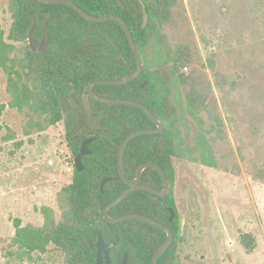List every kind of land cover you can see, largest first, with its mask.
Masks as SVG:
<instances>
[{
	"label": "trees",
	"instance_id": "obj_1",
	"mask_svg": "<svg viewBox=\"0 0 264 264\" xmlns=\"http://www.w3.org/2000/svg\"><path fill=\"white\" fill-rule=\"evenodd\" d=\"M68 1L92 16L120 17L131 29L143 61L141 76L124 86H95L93 90L100 97L140 102L164 123V134L138 137L128 145L124 169L127 178L134 180L141 165L155 163L166 173L172 190L165 199L134 192L113 208L110 216L141 214L167 225L174 235V243L160 264H167L170 259L174 262L177 219L173 224L168 223V208L176 213L174 158L231 172L216 158L213 145L228 138L223 130L226 122L221 105L232 98L237 80L229 70L218 65L215 52L203 60L197 38L191 35L193 29L185 21L183 0H143L149 15L145 29H142V7L136 0ZM8 12L12 25L7 37L4 32L0 34V71L7 76L8 106L29 118L25 135L30 136L33 129L43 132L64 123V145L73 159L85 140L99 138L90 146L94 156L84 159L86 171L75 172L72 183L59 192V217L50 207H43L41 226H23L21 221H15L12 242L17 247V257L35 264L37 256L53 249L62 257V264H95L92 244L100 229L104 236L116 232L124 237L135 226V231L145 233L150 239L145 261L152 264L167 234L142 222L111 225L104 217L105 210L129 185L123 180L109 183L102 192L101 183L106 178L120 176L119 153L125 139L132 133L154 130L157 126L140 109L93 100L94 116L108 115L104 121L106 133L94 132L84 112H76L69 123L66 121L56 92L61 89L66 97L75 94L76 101L81 102L91 83L132 75L137 70V60L124 29L113 21L89 22L71 8L43 5L38 0H9ZM47 13H50L47 23L50 45L44 53L36 54L30 49L28 36L38 23L35 39L39 41L43 37L41 19ZM198 29L200 40L208 47L207 36ZM185 115L199 126L193 143L188 142L191 129ZM207 122L210 129L205 127ZM10 139L14 135L7 140ZM22 146V142L16 145ZM141 183L156 190L164 188L160 174L152 168L144 171ZM243 245L249 249L247 244Z\"/></svg>",
	"mask_w": 264,
	"mask_h": 264
},
{
	"label": "rangeland",
	"instance_id": "obj_2",
	"mask_svg": "<svg viewBox=\"0 0 264 264\" xmlns=\"http://www.w3.org/2000/svg\"><path fill=\"white\" fill-rule=\"evenodd\" d=\"M183 1L199 54L206 60L215 52L218 65L231 72L238 86L221 105L228 138L213 145L216 158L231 172L175 159L182 231L189 240L190 225L197 222L196 264H264V0ZM8 7L9 0H0V34L5 36L12 25ZM9 101L7 76L0 71V264H31L16 255L14 224L41 226L42 207L61 215L57 199L69 181L62 151H68L62 124L26 136L29 118L11 109ZM185 118L191 129L188 142L193 143L199 126ZM205 127L210 129V122ZM188 256L181 255L183 260ZM36 259L35 264H62L53 249Z\"/></svg>",
	"mask_w": 264,
	"mask_h": 264
},
{
	"label": "water",
	"instance_id": "obj_3",
	"mask_svg": "<svg viewBox=\"0 0 264 264\" xmlns=\"http://www.w3.org/2000/svg\"><path fill=\"white\" fill-rule=\"evenodd\" d=\"M38 1L43 5H50V6L59 5V6L71 8V9L77 11L84 19H86L89 22H93V23H106V22H111V21L117 22L122 26V28L124 29V31L126 33L129 45L131 47V50L134 53L136 60H137V70L132 75L125 77L123 79H120V80L93 82L88 86L87 92L83 96V102L81 105H78L73 100H71V102L77 108H79L80 110H82L86 113L88 124L93 131L105 132V128L103 127V120L106 118L107 114L102 113L100 117L95 119L93 107L91 104V99H94L97 102H100V103H103L106 105H110V106H130V107L140 109L144 113H146V115L157 126V128L154 130H144V131H138V132L132 133L131 135H129L125 139V141L123 142V144L121 146L120 153H119L120 176L104 179L101 183V190H102V192H104V189H105L107 184L116 183V182H119L121 180H123L126 184H128L130 186L129 189H127L118 199H116L113 203H111L107 207V209L105 210L104 217L111 225H119V224H124L127 222H142V223H146L148 225H151L157 229H160L162 231H165L167 233L168 237H167L166 243L157 251V253L154 256L153 262H152V264H158L161 257L168 251V249L172 245V242H173L172 231L168 227H166L165 225L154 220L153 218H150V217H147V216H144L141 214H130V215H126V216H123L120 218H113L110 216V211L113 208H115L116 206L120 205L130 194H132L134 192H146V193L152 194L156 197H159L161 199L166 198L167 195L169 194V191L171 188L170 181L168 180L167 175L164 172V170L159 165L152 163V162H148V163L141 165L137 171V177L134 180H130L127 178L126 173H125V169H124V158H125V152H126L128 145L134 139H136L138 137L164 134L165 125L161 120H159L149 110V108L147 106H145L144 104H142L140 102H137L134 100H128V99H108V98L100 97L93 90V88L95 86H112V87L124 86V85L132 83L133 81H135L136 79H138L141 76L142 71H143V61H142V57H141L140 52L137 50V46H136L133 34L131 32V29L125 23V21L123 19H121L120 17H116V16H110V17L92 16V15H89L86 12H84L77 4H75L72 1H68V0H38ZM136 1L142 7V11L144 14L142 29H145L146 26L148 25V22H149V15L147 13L146 5H145L143 0H136ZM49 16L50 15L48 14L46 17V20H48ZM37 28H38V23H35L30 30V33L28 36V44H29L30 49L33 53L41 54L47 49V47L49 45V36H48V33L44 27L42 40L40 42H37L35 40V33H36ZM56 92L60 95V100H61L63 112L66 114L67 121H69V118H70L69 112L71 109L69 106V100L63 94L61 89H56ZM97 141H98V138H93V139H88V140L83 142L81 149H80V153L76 157V160H75L77 172L82 173L85 170V165L83 163V157L93 155V152H91L89 150V146L91 144L97 142ZM150 168L155 169L160 174V176L163 180V183H164V189L162 191H159V190L153 189L150 186H146V185L141 184V180H142L144 171L147 169H150ZM170 214H171L170 222H172L174 217H175L174 211L172 209L170 210ZM113 246H114V244L110 247H113ZM104 248L108 249L109 247H106V242H105V238L103 235V231H102V229H100L98 241H97V249H98V255H99L97 264H102V259L100 256H101V253H102ZM127 263H128V253H126L124 261H123V264H127Z\"/></svg>",
	"mask_w": 264,
	"mask_h": 264
},
{
	"label": "flooded vegetation",
	"instance_id": "obj_4",
	"mask_svg": "<svg viewBox=\"0 0 264 264\" xmlns=\"http://www.w3.org/2000/svg\"><path fill=\"white\" fill-rule=\"evenodd\" d=\"M50 15V13H47L45 14V17L43 19H41V22L43 23L42 27H43V31H44V27L47 31V23L50 19V16L48 18V20H46V17L47 15ZM38 28H39V24H38ZM37 28V30H38ZM36 30V31H37ZM36 34V33H35ZM49 36V35H48ZM7 37V36H6ZM36 40V39H35ZM42 40V38L37 41V42H40ZM50 45V44H49ZM49 45L47 47V49L49 48ZM46 49V50H47ZM45 50V51H46ZM44 51V52H45ZM43 52V53H44ZM42 54V53H41ZM85 94V93H84ZM83 94V96H84ZM99 96V95H98ZM68 100H69V106H70V112H69V121H66L69 123L71 121V115H74L76 114V112H81L83 113L84 111L80 110L79 108H77L72 102L71 100H73L75 103H77L78 105H81L82 102H83V98H82V101L81 102H78L76 101V96L75 94L71 95L70 97H67ZM94 99H91V104H92V101ZM95 101V100H94ZM100 103V102H99ZM92 107H93V104H92ZM93 112H94V109H93ZM64 113V112H63ZM85 113V112H84ZM65 114V113H64ZM86 114V113H85ZM107 114V113H106ZM101 116V115H100ZM99 116V117H100ZM108 116V115H107ZM106 116V117H107ZM65 117H66V114H65ZM87 118V117H86ZM95 119H97L98 117H95ZM106 119V118H105ZM105 119L103 120V127H104V121ZM63 127H64V123L62 124ZM105 128V127H104ZM64 131V130H63ZM107 129L105 128V132H101V131H94V132H100V133H106ZM94 138V137H93ZM93 138H90V139H93ZM88 140V139H87ZM99 140V138H98ZM86 141V140H85ZM98 142V141H97ZM96 143V142H95ZM94 144V143H93ZM92 145V144H91ZM90 145V146H91ZM82 146V145H81ZM90 146H89V150H90ZM81 149V147H80ZM91 151V150H90ZM93 152V151H91ZM80 153V152H79ZM79 155V154H78ZM77 155V156H78ZM76 156V157H77ZM94 156V152H93V155L91 156H85L83 157V163H84V159L87 158V157H93ZM72 157V156H71ZM76 157L73 159L72 157V160L74 161V163L72 162V165H73V170H72V177H71V182L69 184H67L66 186L70 185L73 181V178L75 176V172H77V169H76V165H75V160H76ZM175 159H180V158H174V162H175ZM55 160H52L50 162V166L51 164L54 163ZM85 165V163H84ZM175 167H176V164H175ZM86 171V165H85V170L83 172ZM79 173V172H78ZM169 180V179H168ZM163 181V180H162ZM52 182H55L54 180ZM142 182V180H141ZM142 184V183H141ZM171 184V182H170ZM128 185V184H127ZM130 188V186H129ZM175 188H176V180H175V185H174V195H175V200H176V213H175V210L173 208H168V211H169V214H170V210L172 209L174 211V214H175V217L173 219L172 222H170V219H171V214H170V218L168 219V223L169 224H173L175 219H177V224L175 225V229L177 230V233H178V241H177V245L175 247V260L173 262V260H167V264H183V262H185L186 264H192V262L194 264H196V248H195V245L198 243L197 241V236L194 235V229L196 228V224L197 222H193L192 225H190V232H189V236H190V239L188 240L189 237H187V233H184V225H182V222H181V217H180V214L178 212V201H177V198H176V194H175ZM164 189V188H163ZM162 189V190H163ZM162 190H159V191H162ZM172 190V184H171V188H170V191H169V194ZM146 193V192H145ZM169 194L167 195V197L169 196ZM152 195V194H151ZM154 196V195H153ZM166 197V198H167ZM159 198V197H158ZM165 199V198H164ZM43 208V207H42ZM41 208V209H42ZM41 209H40V213H41ZM156 220V219H154ZM158 221V220H156ZM159 222V221H158ZM163 224V223H161ZM164 225V224H163ZM151 226V225H150ZM166 227H168L167 225H165ZM153 227V226H152ZM155 228V227H154ZM169 228V227H168ZM170 229V228H169ZM136 228L135 226H131L130 230L127 231V234L123 236H118L116 234V232H110L108 234V236H104L105 238V242H106V247H109L108 249L107 248H104L102 253H101V259H102V264H123V261H124V258H125V255L126 253H128V263L127 264H146V261H145V257L147 256V253L149 252L150 250V243H149V238L146 237L147 235L144 233H138L137 231H135ZM160 230V229H159ZM171 230V229H170ZM100 231V230H99ZM162 231V230H161ZM165 232V231H163ZM166 233V232H165ZM137 234H138V239H137ZM167 234V233H166ZM104 235V234H103ZM99 236V234H98ZM98 236L97 238L94 240L93 244H92V251H93V255L95 257V264H97V261H98V249H97V241H98ZM168 237V235H167ZM140 238V239H139ZM194 238V239H193ZM140 240V241H139ZM167 241V240H166ZM166 243V242H165ZM164 243V244H165ZM174 243V235H173V242H172V245ZM114 244L113 247H110ZM188 244V246H187ZM172 245L170 246V248L168 249V251L171 249ZM163 246V245H162ZM167 251V252H168ZM166 252V253H167ZM189 252V256L185 258V260L182 259L181 255L182 253H188ZM165 253V254H166ZM164 254V255H165ZM163 255V256H164ZM41 256V255H40ZM155 256V255H154ZM162 256V257H163ZM161 257V259H162ZM154 259V258H153ZM161 259L159 261L158 264H160L161 262ZM204 257H201L200 258V261L203 262L204 261ZM153 262V260H152Z\"/></svg>",
	"mask_w": 264,
	"mask_h": 264
},
{
	"label": "built area",
	"instance_id": "obj_5",
	"mask_svg": "<svg viewBox=\"0 0 264 264\" xmlns=\"http://www.w3.org/2000/svg\"><path fill=\"white\" fill-rule=\"evenodd\" d=\"M63 155V161L65 162L64 165L66 167V175L69 177V181L67 184L71 182V177H72V170H73V165H72V157L71 155L67 152L62 151Z\"/></svg>",
	"mask_w": 264,
	"mask_h": 264
}]
</instances>
